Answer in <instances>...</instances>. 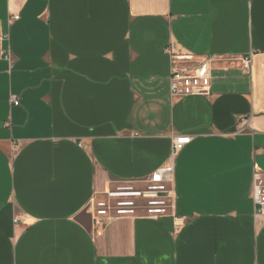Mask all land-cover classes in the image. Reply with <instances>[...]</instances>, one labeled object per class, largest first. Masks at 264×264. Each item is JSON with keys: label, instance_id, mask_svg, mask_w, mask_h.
Segmentation results:
<instances>
[{"label": "crops", "instance_id": "crops-1", "mask_svg": "<svg viewBox=\"0 0 264 264\" xmlns=\"http://www.w3.org/2000/svg\"><path fill=\"white\" fill-rule=\"evenodd\" d=\"M0 22V264H264V0H0ZM210 57L211 94L173 99ZM180 134L172 214L92 236L95 193Z\"/></svg>", "mask_w": 264, "mask_h": 264}, {"label": "built area", "instance_id": "built-area-1", "mask_svg": "<svg viewBox=\"0 0 264 264\" xmlns=\"http://www.w3.org/2000/svg\"><path fill=\"white\" fill-rule=\"evenodd\" d=\"M20 16H10L8 22L18 21ZM7 36L0 22V60H11L9 51L3 49ZM214 58H206L191 67L174 70L170 77V94L173 99L211 94V73ZM250 68V59L245 58L243 69ZM14 106L19 105L12 96ZM244 129H241V131ZM191 142L188 134L175 135L170 156L165 163L144 180L116 182L103 192L95 193L87 211L91 215L94 237L101 236L106 228L116 221L134 218H158L172 214L175 199L176 158ZM253 200L255 215L264 220V172L253 173ZM21 219L16 220L20 222Z\"/></svg>", "mask_w": 264, "mask_h": 264}, {"label": "water", "instance_id": "water-1", "mask_svg": "<svg viewBox=\"0 0 264 264\" xmlns=\"http://www.w3.org/2000/svg\"><path fill=\"white\" fill-rule=\"evenodd\" d=\"M80 218H88L89 222H88V230L89 232H91V229H92V220H91V215L87 212V210H85V212H83L80 216H79V219Z\"/></svg>", "mask_w": 264, "mask_h": 264}]
</instances>
